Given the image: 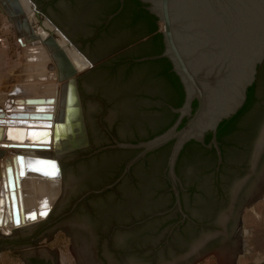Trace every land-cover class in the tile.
<instances>
[{"label": "water", "instance_id": "1", "mask_svg": "<svg viewBox=\"0 0 264 264\" xmlns=\"http://www.w3.org/2000/svg\"><path fill=\"white\" fill-rule=\"evenodd\" d=\"M26 1L25 8L20 0H0V11L12 24L19 44H22V37L36 41L53 58L55 71L64 82V89L62 115L52 133L54 140L66 152L55 155L60 168L54 158L44 157L41 153V156H35L44 162L40 167L33 161L27 163L22 154H16L12 159L5 158V173L0 183V199L3 198L0 213L3 218L19 222L15 187L18 176L24 174V168L52 171L44 166L54 164L55 172L61 171V194L50 212L47 205L45 207L41 204L35 213L31 212L28 216L36 217L46 211L48 215L45 219L18 227L12 235L0 234V249L33 246L43 236H51L56 229H61L65 235L70 236L69 251L76 264H149L150 260L143 255L117 249L118 241L124 239L123 231L113 232L109 239L103 235L109 232L115 219L109 216L101 219L100 209L116 201L118 196L93 195L86 200L85 197L113 188L134 164L143 160L148 153L171 142L166 160L156 152L139 163L138 167L144 169L147 161L157 160L151 194L163 191V195L158 198L161 205L170 201L167 183L162 177L164 172L173 194V204L169 209L153 212L133 222L131 226L170 211L178 212L183 221L187 214L182 208L180 189L186 208L195 212L192 198L186 193V186L195 184V180L183 173L184 179L181 182L175 169L177 159L184 145L194 140L205 148L214 149L216 173L220 165L224 164L216 131L220 122L230 118L242 107L247 89L255 82L258 68L264 62V0H138L156 18L163 50L157 55L143 56L133 61L167 58L183 90V101L179 107L163 102V105L177 114L174 122L145 140L139 139L157 131L168 118L156 108L154 102L142 94L160 95V91L138 85L129 87L128 92H118V84L128 86L123 82L126 65L112 72L111 65L117 56L109 57L111 53H108L93 58L92 46L84 41L92 31L91 27L78 29L75 26L76 7L70 0H58L54 5L49 3L50 0ZM118 1L117 10L103 20L104 26L122 10L124 0ZM41 9L46 10L71 39ZM77 53L82 55L85 62L82 69H78L74 62ZM194 101L195 108L192 107ZM36 103V107L30 105L25 108L31 110L29 113H9L6 117L16 118H0V124L25 125L28 117L50 118L48 110L52 109L51 105H45L40 100ZM43 125L48 126L49 123ZM259 127L258 134L253 137L255 144L248 169L244 166L245 158L237 160L226 157V162L239 164L241 168L234 176L237 181L229 204L223 206L222 210H225L218 222V229L209 231L193 247L195 240L207 233V230L201 235L198 233L181 250L172 251L166 256L159 255L157 264H192L209 253L215 254L219 264H233V259L242 249L240 215L243 207L259 199L254 197L264 184V121ZM40 130L36 136L23 133L18 140L49 141L50 129L42 127ZM22 131L24 128H21ZM8 132V127L3 130L0 128V134L8 135ZM206 133H211L208 143L204 140ZM136 139L139 141L133 142ZM89 145L100 146L94 149L95 154L111 149L131 150L135 154L125 161L111 182L98 189L88 190L111 177L126 158V153H104L100 157L113 160V163L103 176H95L91 167L96 165L98 157L84 150ZM16 164L18 169H15ZM187 165V170H193L192 165ZM12 167L15 170L12 171ZM180 168L182 170L183 166ZM211 168L210 164H206L195 173L196 177L207 180L215 191ZM129 182L133 190L140 185L133 178ZM11 200H14V204L10 203ZM164 230L161 229L154 238H163Z\"/></svg>", "mask_w": 264, "mask_h": 264}, {"label": "flooded vegetation", "instance_id": "2", "mask_svg": "<svg viewBox=\"0 0 264 264\" xmlns=\"http://www.w3.org/2000/svg\"><path fill=\"white\" fill-rule=\"evenodd\" d=\"M57 1L58 0H50L49 3L51 5H54L55 2ZM70 1L76 7V14H74V22H73L75 26L78 29L86 28L87 26L91 27L92 30L91 33L84 38V41L90 43L89 40L94 38L96 34L99 32L100 30L99 26L101 23H103V21H99V20L96 21L97 19L96 7L94 5H91L88 1L86 0H70ZM20 2H22V0H20ZM41 10L53 22H55L57 26L66 34L63 28L55 20L52 19V17L46 12V10L43 9ZM142 40L143 39H140L139 41H136L135 43L129 46H125L121 49H118L108 55L109 57L117 56V59L121 57L120 58L121 64L128 66L130 62L135 59L132 57V55H135V53H129L128 52L129 48H132L135 44H137ZM110 42L111 41H106L105 43L108 44ZM144 88L157 90L156 88L149 86H145ZM117 89L119 93L121 92L123 93L124 91L128 92L129 86L118 84ZM142 95L148 97L149 100L154 102L156 104V108H158V110L161 111V108L164 106L163 105L164 101L160 96H158L156 93L147 94L146 92H144ZM254 144H255V140L253 139L249 141L247 140L244 141L243 139H240L236 144V148H233L232 151V153H234L235 155L234 159L238 160L245 158L246 162L244 163V166H247V169L250 164V159L253 152ZM98 147L100 146L95 147L89 145L84 150L85 151L87 150V152L93 154L94 157H98L96 165L94 167H91L93 175L103 176L106 173L107 169L110 167V165L113 163V160L102 159L100 156H102L104 153H109L110 151L113 153V155H117V154L119 155L126 152L121 150L111 149V150H104L96 154L93 153L94 149ZM154 153H156V150L150 152V155ZM147 157L148 156H145L143 160H140L139 162L134 164L131 167L129 173L113 188L107 189L102 193H97V194L91 193L85 197V200L89 196H93V195L114 194L115 196H118L116 201L108 203L100 209L101 219H105V217L108 216L114 217L115 219V222L112 224L109 232L103 235L105 237L107 236L109 239L113 234V232H117L119 230L123 231L124 239L120 241L117 240L118 241L117 245L119 246L117 247V249L119 251L136 252L137 254L147 257L150 260L149 264H157L156 261L159 255L163 254L166 256L172 251L181 250L188 242L194 239L195 236L198 235V233L201 235L204 230H207V233H203L197 240H195L194 244L191 246L193 247L199 240H201L205 235H207L209 231L216 230V228L218 227V222L220 220L221 214L225 210V209L222 210L223 206L226 205L227 203L229 204L230 202L232 190L235 182L237 181L234 180V176L237 173V171L240 170L241 167L239 164H234V163L231 164L225 161L224 169L222 170L221 173L219 172L216 173L214 170H212L214 175V184L216 187V190L213 191V188H211V185H209L207 180L203 179V177L201 178L196 177L195 171L197 172V169L204 167L206 164L201 163L202 165L198 166L197 164H192L187 162L186 165L183 166V169L180 170V174H178V176L180 177L181 182L184 179L183 173L187 174L188 176H191V178L195 180V184L186 186L187 189L186 193H188L192 198L191 203L195 212H191L186 208L184 203L183 192L182 189H180L182 208L184 212L187 214V217L184 218L183 221H181L182 217L178 212L170 211L165 215L155 216L143 223L135 224L131 226L133 222H136L153 212L169 209L173 204V194L169 189V184L164 176V172L162 177L167 183L166 190L167 192L170 193V201L167 204L161 205V201H159L158 198L163 195V191H160L155 195L151 194V187L154 186L155 184V177H156L155 166L157 160L153 159L150 162L147 161L146 167L144 169L138 167L139 163L145 161ZM123 162L121 163L119 169H117L111 177L102 181L98 185L89 188L88 190L98 189L103 185L111 182L116 177V175L121 171ZM187 164L192 165L193 170L190 171L187 170V168L189 167ZM147 171L150 172L149 175H147ZM59 177H61V171ZM132 178L133 180L140 182V185L135 190L131 189L130 186L129 180ZM86 191H84L80 196H82ZM163 228H165L164 230L165 232L163 234L164 237L161 239L159 238L157 239L156 237L155 239L154 237ZM127 245L129 247H127ZM203 251L206 252L207 250H203ZM193 258L194 256L191 257L190 259L193 260Z\"/></svg>", "mask_w": 264, "mask_h": 264}, {"label": "trees", "instance_id": "3", "mask_svg": "<svg viewBox=\"0 0 264 264\" xmlns=\"http://www.w3.org/2000/svg\"><path fill=\"white\" fill-rule=\"evenodd\" d=\"M91 5L96 7V16L99 21H103L105 17L117 10L119 6L118 0H86ZM100 30L94 38L90 41L93 48V58L105 56L125 46H129L140 39L142 41L129 48V53H135L133 58H140L143 56L157 55L162 52V35L158 30V23L156 18L149 14L143 8V4L138 0H124L122 10L115 15L107 25L100 24ZM111 39V40H110ZM106 41H111L106 44ZM128 53V54H129ZM121 58V57H120ZM120 58L111 65L113 72L117 67L124 66L120 62ZM126 76L123 82L129 87L131 86H149L154 87L160 91L162 100L174 107H179L183 101V90L178 77L171 70V64L165 57L152 60H144L140 62L131 61L126 66ZM196 102L192 103L195 108ZM161 112L165 114L168 119L162 124L160 128L154 133H150L145 140L162 132L168 128L176 119L177 114L173 113L167 105L161 108ZM185 119L183 120V122ZM264 121V62L259 66L255 82L248 87L246 92V99L242 107L230 118L219 123L216 131V139L219 142L223 162L226 157L234 158L232 153L233 148L240 139L244 141L251 140L257 134L258 128ZM211 133H206L204 140L209 142ZM139 140H135L136 142ZM171 142L156 149L157 155H163L164 160L168 155ZM126 152L127 159L135 154V151L116 149ZM148 153L146 156H149ZM210 164L211 171L214 170L216 163V155L213 148L208 149L203 147L199 142L191 140L187 142L179 153L176 163V173L180 174L181 166L186 163ZM202 163V164H201ZM121 167V168H122ZM156 169V167H155ZM224 169V164L220 165L219 173ZM217 172V173H218ZM150 172L147 171V175ZM118 175V174H117ZM116 175V176H117Z\"/></svg>", "mask_w": 264, "mask_h": 264}, {"label": "bare ground", "instance_id": "4", "mask_svg": "<svg viewBox=\"0 0 264 264\" xmlns=\"http://www.w3.org/2000/svg\"><path fill=\"white\" fill-rule=\"evenodd\" d=\"M22 5L26 8L27 1L22 0ZM22 44H20V49L18 52V56L21 61H25V65L23 66V70L20 75L16 77L15 83L9 85L4 84L7 82H3V85L6 87L3 89L5 96L3 95L0 98V118H16V117H6V113L18 114V113H29L31 110H26L28 106L34 105L36 107L37 100L44 101L45 105H51L52 109L48 110L52 113L51 121L48 122L49 125H43L44 122H35L32 123L28 120L25 125H17V124H0L1 130L8 127L9 134L4 135L0 134V183L3 179L2 174L5 173V158L8 157L12 159L16 156V154H22L27 163L34 162L37 166H43L44 162L41 160H37L35 156L42 154L44 157H52L55 159L57 166L59 167L58 161L55 155L65 153L64 149L61 148L53 138V129L58 123L59 118L61 117V109H62V100H63V89L64 82L58 78V75L55 71L53 58L51 57L50 52L46 49L42 48L41 44L36 41H30L25 37L21 38ZM33 42V43H29ZM18 57V59H19ZM41 60V64H35L33 62ZM74 62L78 69H82L84 67V60L80 53H77V56L74 58ZM20 63V62H19ZM21 65V64H20ZM22 67V66H21ZM36 72V73H35ZM18 74V73H17ZM12 78V77H11ZM7 80V79H6ZM11 80V79H9ZM7 80V81H9ZM30 83V84H29ZM62 84V85H61ZM62 90V92H61ZM50 93V94H49ZM3 97V98H2ZM53 97V98H51ZM26 108V109H25ZM26 110V111H25ZM2 111V112H1ZM46 110V112H48ZM23 118V117H17ZM31 118L37 117H28ZM43 118V117H38ZM43 118V119H50ZM63 118V117H62ZM33 125V127L31 126ZM30 126V127H27ZM35 127H48L50 126V139L49 141H42L41 139H37L36 141H20L18 140L21 134H29V135H39L40 128L35 129ZM21 128H24V131L21 132ZM17 137V139H15ZM14 138V139H13ZM31 140V139H30ZM44 146L42 148H38ZM49 146V149L47 148ZM47 148V149H46ZM45 154V155H44ZM41 156V155H40ZM49 165V164H47ZM12 166V165H11ZM18 165L16 164V168L18 169ZM60 168V167H59ZM14 167H12L13 171ZM14 169V170H15ZM24 174L22 176H18V184L15 187V201L18 207L19 213V222H15L13 219L9 220L6 217H2V213H0V234L12 235L15 233L16 228L22 227L40 220L44 218L40 215H37L35 219H31L29 214L31 212L35 213L37 211V205L39 200L44 197V202H47V205H51V200L56 199L60 194L58 192L61 191V180H60V170L56 172L54 176H46L43 175V171H34L29 168L23 169ZM59 178V181H58ZM58 185V186H57ZM59 194V195H58ZM41 196V197H40ZM254 198L264 199V184L261 189L257 192V195ZM253 199V198H252ZM251 199V200H252ZM56 200H54L55 203ZM3 198L0 199V208H2ZM10 203L14 204V200H11ZM9 203V204H10ZM52 202V205L54 204ZM41 204V203H40ZM246 206V205H245ZM244 206V207H245ZM37 207V208H36ZM5 207L3 206V209ZM34 210V211H32ZM243 250V241H242V249L236 254L233 259V263L235 259L242 253Z\"/></svg>", "mask_w": 264, "mask_h": 264}, {"label": "rangeland", "instance_id": "5", "mask_svg": "<svg viewBox=\"0 0 264 264\" xmlns=\"http://www.w3.org/2000/svg\"><path fill=\"white\" fill-rule=\"evenodd\" d=\"M0 37L5 39V44L3 46L2 44H0V95L1 96L3 95L4 97L5 94L4 92L2 93V91L6 87V85H3V82L5 81L7 83L4 84H8V82L10 83L12 80H14L12 82L15 83L16 80L15 78L18 77L21 71L23 70L25 61L24 60L21 61L20 57L18 56V52L21 46L17 41L14 28L12 24L7 20L6 15H4L1 11H0ZM29 43L31 44L33 42H29ZM33 63L41 64L42 62L40 59H38ZM6 79L7 80L11 79V80L7 81ZM12 82L9 85L13 84ZM4 114H8V113L5 112ZM27 119L28 118H26V120ZM28 120L31 121L32 123L38 121L41 123L42 122L47 123L51 121V118L49 120L43 118H31V120L30 119ZM28 120L26 122H28ZM31 126L33 127V125ZM34 128L41 129L42 127L34 126ZM58 193L61 194V191ZM58 197H56V199L51 200L50 207L47 205L48 211H50L52 206L54 205V204L52 205V202L54 203V200H57ZM43 200L44 197L39 200L37 207L43 204ZM47 215L44 218H41L40 220L45 219ZM240 216L242 221L241 237L243 239V250L242 253L235 259V262L233 264H264V199L263 198L258 199L255 203L243 207V211ZM6 236H9V234ZM38 243L41 245L55 247L54 250L58 252L62 264H76L72 253L69 251L70 236L65 235L64 231H62L61 229H56L51 236H43L41 239L37 240L35 245H37ZM33 246L8 249L9 250L8 254L14 257H18L20 251L24 249V253H26L28 250L27 248ZM192 264H219V263L216 259L215 254L209 253L201 257L200 259L196 260Z\"/></svg>", "mask_w": 264, "mask_h": 264}, {"label": "crops", "instance_id": "6", "mask_svg": "<svg viewBox=\"0 0 264 264\" xmlns=\"http://www.w3.org/2000/svg\"><path fill=\"white\" fill-rule=\"evenodd\" d=\"M54 248L38 243L33 247L27 248L26 253H24L23 249L19 252L18 257H14L8 254V249L11 248L6 247L0 249V264H60V256Z\"/></svg>", "mask_w": 264, "mask_h": 264}, {"label": "snow or ice", "instance_id": "7", "mask_svg": "<svg viewBox=\"0 0 264 264\" xmlns=\"http://www.w3.org/2000/svg\"><path fill=\"white\" fill-rule=\"evenodd\" d=\"M44 167L45 168H51L52 171H43L42 172L43 175H46V176H50L51 177V176H54L56 174V172H55L56 166L54 164L45 165ZM32 170H34V171H40L39 168H33ZM21 174L23 175V173H21ZM46 205H47V202L45 201L44 202V206L46 207ZM40 215H47V212L46 211L45 212H41ZM31 218L32 219H35V216L33 215Z\"/></svg>", "mask_w": 264, "mask_h": 264}, {"label": "built area", "instance_id": "8", "mask_svg": "<svg viewBox=\"0 0 264 264\" xmlns=\"http://www.w3.org/2000/svg\"><path fill=\"white\" fill-rule=\"evenodd\" d=\"M0 44H2V46L5 44V39L0 37Z\"/></svg>", "mask_w": 264, "mask_h": 264}]
</instances>
